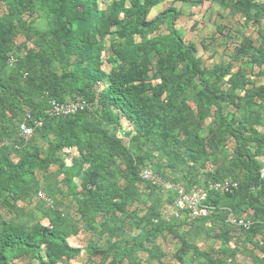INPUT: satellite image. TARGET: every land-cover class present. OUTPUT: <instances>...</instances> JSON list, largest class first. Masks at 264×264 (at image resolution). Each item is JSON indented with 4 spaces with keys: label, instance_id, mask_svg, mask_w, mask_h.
I'll return each instance as SVG.
<instances>
[{
    "label": "trees",
    "instance_id": "trees-1",
    "mask_svg": "<svg viewBox=\"0 0 264 264\" xmlns=\"http://www.w3.org/2000/svg\"><path fill=\"white\" fill-rule=\"evenodd\" d=\"M165 1L116 0L103 10L99 0H0L5 9L0 15V143L14 140L0 149L1 205L8 199L29 202L41 195L36 174L49 180V169L56 166L67 191L53 187L54 192L71 197L78 216L76 222L55 193L48 192L54 204L48 215L50 227L1 220L0 264L27 256L39 264H57L78 256L81 250L67 241L79 233L78 224L105 240L106 249L94 242L88 246L106 257L114 253L110 264H140L138 248L160 259L163 253L156 240L165 231L176 234L177 219L161 220L160 199H153L141 217L136 210L129 212L141 201L139 187L144 185L152 194L159 190L140 178L147 163L179 173L181 182L155 172L186 189L224 179L238 181L237 190L209 193L203 205L210 215L196 219L180 241L190 247L189 237L218 230L217 240L227 245L240 239L244 250L196 249L203 264H240L238 251L250 257V264H264V181L259 178L264 81L256 80L264 79V4L210 0L229 10L217 13L221 41L211 40L224 47L227 60L207 67L197 45L187 44L175 28L181 12L169 9L148 19L151 10ZM177 1L197 6L206 0ZM37 12L46 21L44 30L24 19ZM163 25L167 35L150 37ZM250 27L256 29V40L246 32ZM19 36L26 38L20 44ZM108 37L113 41L109 49ZM31 40L33 49L27 46ZM202 47L207 50L205 43ZM104 61L111 66L108 73ZM254 68L260 71L254 74ZM100 84L104 87L96 93ZM79 99L90 108L69 117L47 114L52 100ZM27 115L30 126L35 127V121L42 126L26 142L18 124ZM122 121L133 128L125 134L127 143L118 136ZM72 149L77 156L68 165L62 155ZM75 180L80 181V190ZM243 214L252 221L249 230L227 223L230 215ZM130 230L137 234L126 241ZM182 253L177 249L175 257L185 264Z\"/></svg>",
    "mask_w": 264,
    "mask_h": 264
},
{
    "label": "rangeland",
    "instance_id": "rangeland-1",
    "mask_svg": "<svg viewBox=\"0 0 264 264\" xmlns=\"http://www.w3.org/2000/svg\"><path fill=\"white\" fill-rule=\"evenodd\" d=\"M116 0H99L100 7L105 10L112 2ZM262 4H264V0H259ZM39 3L42 2V0H38ZM130 5L128 4V7ZM169 9H175L178 12H181L183 15L178 18L175 22V28L179 30L184 38V41L188 43H195L198 48V56L203 60L205 66L211 67L214 64H217L219 62H222L224 60H227L225 58V49L221 45H217V43H212V39H218L221 41V38L217 35V28L216 25L218 24V16L217 13L220 11L229 12V10L221 9L220 7L213 5L210 0H206L202 5L193 6L191 4H184L181 1L177 0H167L158 6L154 7L149 16L148 19L152 20L154 19L158 14L162 13L165 10ZM5 11L3 6H0V15ZM40 13H35L34 16H30L28 13L24 15V19L27 22L33 21L34 26L37 29L44 30L46 26V21L43 16H39ZM236 28L239 29L237 26ZM248 35L252 37L253 40H256L258 38V35L256 33V29L254 27H250L247 29ZM167 27L166 25H163L159 32L154 33L150 35V37H155L159 35H167ZM25 37H18L17 43L20 44L25 41ZM118 38H116L117 41ZM137 40L139 41V38L137 37ZM34 40H31L27 42V46L30 49H33L35 47ZM202 43H205L207 46V50H203ZM113 44L112 39L109 37L105 41L106 48H110V46ZM231 45V44H230ZM234 45H231V48H233ZM227 52V51H226ZM224 53V54H223ZM108 52L105 53L103 59L107 60ZM13 62V60H12ZM246 68V66H245ZM103 69L105 72H109L111 69V66L107 64L106 61H104ZM254 74H257L260 69L254 68L252 70ZM264 72V67L262 69ZM80 78H85V73L79 72L78 73ZM254 78L256 76L254 75ZM255 80V79H254ZM259 81V83L263 82V77H259L256 79ZM156 83V82H155ZM104 87V84H100L97 87H95L96 93H100ZM207 124H209V121H207ZM19 126V124H18ZM130 131H133V128L131 125H128L127 122L122 121V130L118 133L119 138L125 139L126 143L128 142V137L125 135L126 133H129ZM18 133V132H17ZM121 136V137H120ZM14 141L13 139L10 140V138H5L2 143H0V149L3 146H7V144L12 143ZM43 143V141H41ZM77 156V151L75 149L72 150H65L63 152V159L65 160L66 164L71 165L72 159ZM14 160H18L15 156H13ZM147 169H150L154 172H160L164 175V177L167 180H177V182H181V176L179 173L172 171V170H159L155 167H153L150 163H147ZM49 180H45L41 174H36L38 178V188L41 190V195H35L32 197V199L29 202H22L20 200H13L8 199V202L4 204V206L1 205L3 202V197L0 198V221L4 220L7 222H11L14 224H22L25 226H32L36 223H40L44 226L50 227V220L48 215L53 209V199L49 197L48 192L55 193L56 198L61 201L64 208L67 209L68 213L73 217V219L76 221L78 220V216L76 214V205L72 201V198L65 195L63 198L60 195H58V192H54V188L60 189V191L66 193L67 186L63 184V175L58 172V167L52 166L49 169ZM159 177V176H158ZM161 178V177H160ZM179 180V181H178ZM120 182L123 183V180ZM75 184L79 188L80 181L75 180ZM139 201L137 204H135L133 207L129 208V212H132L136 210V213L138 217H141L146 214L148 206L151 204L153 199H160L162 201V217L161 220L164 222H169L171 219H177V227L174 229V232L176 234H173L171 232L165 231L163 235L158 237L156 240L157 245L161 248L163 256L160 257V259L153 257L152 255H149L148 252L142 251L140 248L139 253H137V258L139 259L140 264H181V262L175 257V254L177 252V249H182L184 253L180 254L182 258H184L185 264H203V259L200 258L196 254V249L200 251H208L212 248L217 249L218 252H221L222 250L229 249V250H235L237 247L242 251L244 250L243 243L240 239L233 240L229 242L227 245H224L221 241L217 240V234L218 230H215L209 235L206 234H200L197 238H191L188 239V244L190 247H185L182 245L180 241V237L182 236L183 232H186L190 227L195 224L196 220H190L189 217L181 213L180 217H170L167 213L168 208L173 204V198L174 195L171 193L164 192L162 189H159L155 193L149 192L144 185L139 187ZM63 208V209H64ZM243 216L248 217V214H243ZM77 222V221H76ZM80 222V221H79ZM80 231L77 235H71L69 238H67L68 243L71 247L77 248L81 250V253L72 258L67 259L63 258L62 261H59L57 264H110L112 259L114 258V253L109 252L108 256H103L99 254L98 252L91 249V247L88 246L89 242H94L99 248L106 249L107 245L105 240H103L98 235H92L91 232L85 231L83 229L82 224H78ZM128 229V227H127ZM131 229V228H130ZM137 231L136 230H130L129 233H127L124 236V240L131 241V238L136 236ZM149 245V244H147ZM250 249H253L251 245H248ZM41 250H44V246H41ZM241 251H238L237 253V259L240 264H250L251 259L246 255V253H243ZM255 253L257 252L254 249ZM258 253V252H257ZM259 254V253H258ZM46 259V253L45 250L42 253V260ZM12 264H39L38 260H36L32 256L27 257H21L18 259H14L12 261ZM126 264V263H125Z\"/></svg>",
    "mask_w": 264,
    "mask_h": 264
},
{
    "label": "built area",
    "instance_id": "built-area-1",
    "mask_svg": "<svg viewBox=\"0 0 264 264\" xmlns=\"http://www.w3.org/2000/svg\"><path fill=\"white\" fill-rule=\"evenodd\" d=\"M87 108H90V104L82 99L65 103L52 100L50 101V107L47 110V114L53 118L69 117L79 111H84ZM29 120L30 116L27 115L26 118L19 123V135L26 142L33 137L34 129L42 126L38 121H35V127L30 126L28 124ZM260 162L261 167L259 170V178L264 181V155L260 158ZM140 178L144 181L151 182L164 192L174 195L173 204L167 210V214L170 217L178 218L181 213H184L190 220L203 219L210 215L209 209L203 205V202L210 192L226 194L239 188L238 181L224 179L221 181L208 182L205 187L194 186L190 189H186L182 184L163 180L154 174L152 170L147 168L140 172ZM227 223L233 227L242 228L244 230H249L252 226V221L245 216L236 217L230 215L227 219Z\"/></svg>",
    "mask_w": 264,
    "mask_h": 264
},
{
    "label": "crops",
    "instance_id": "crops-1",
    "mask_svg": "<svg viewBox=\"0 0 264 264\" xmlns=\"http://www.w3.org/2000/svg\"><path fill=\"white\" fill-rule=\"evenodd\" d=\"M262 83V82H261Z\"/></svg>",
    "mask_w": 264,
    "mask_h": 264
}]
</instances>
